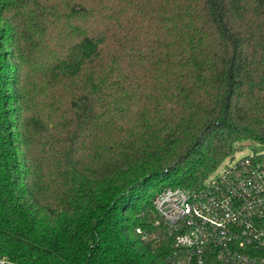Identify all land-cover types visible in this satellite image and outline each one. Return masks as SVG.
<instances>
[{
    "label": "trees",
    "instance_id": "trees-1",
    "mask_svg": "<svg viewBox=\"0 0 264 264\" xmlns=\"http://www.w3.org/2000/svg\"><path fill=\"white\" fill-rule=\"evenodd\" d=\"M242 141L264 147V0H0V257L172 264L156 194Z\"/></svg>",
    "mask_w": 264,
    "mask_h": 264
},
{
    "label": "built area",
    "instance_id": "built-area-1",
    "mask_svg": "<svg viewBox=\"0 0 264 264\" xmlns=\"http://www.w3.org/2000/svg\"><path fill=\"white\" fill-rule=\"evenodd\" d=\"M153 205L155 226L172 237L170 263L264 264V155L243 158L200 190L165 188Z\"/></svg>",
    "mask_w": 264,
    "mask_h": 264
},
{
    "label": "rangeland",
    "instance_id": "rangeland-1",
    "mask_svg": "<svg viewBox=\"0 0 264 264\" xmlns=\"http://www.w3.org/2000/svg\"><path fill=\"white\" fill-rule=\"evenodd\" d=\"M261 154L264 155V147L254 141H242L239 142L234 149L233 156L226 160L219 169L212 174L207 181L214 180L219 174L223 173L227 168L234 166L241 162L243 158ZM206 181V182H207Z\"/></svg>",
    "mask_w": 264,
    "mask_h": 264
}]
</instances>
